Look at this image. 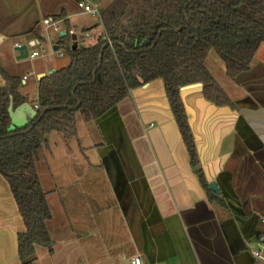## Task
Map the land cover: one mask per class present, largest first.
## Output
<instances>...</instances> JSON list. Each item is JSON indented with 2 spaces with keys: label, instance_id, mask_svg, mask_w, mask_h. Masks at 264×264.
<instances>
[{
  "label": "crops",
  "instance_id": "crops-1",
  "mask_svg": "<svg viewBox=\"0 0 264 264\" xmlns=\"http://www.w3.org/2000/svg\"><path fill=\"white\" fill-rule=\"evenodd\" d=\"M91 1L104 11L113 0ZM60 13L62 17L57 18L60 32L79 28L81 24L77 20L84 12L74 0H0V63L8 73L21 78L20 92L28 96V104L33 109L37 98L31 96L29 88L37 89L38 96V76L66 65L48 59L30 64V71L19 66L29 62L26 58L64 56L63 49L58 48L62 55L53 52L60 32L54 34L42 23L45 17ZM37 23L41 25L43 41L31 32ZM85 26L82 27L88 30ZM85 36L81 34V40ZM16 43L26 44L28 54L38 45L42 53L18 59ZM43 45L48 48L46 54ZM28 47L33 48L31 52ZM257 52L251 64L252 75L243 79L246 86L264 79V58H257ZM223 72L226 74L225 66ZM31 74L35 76L32 79ZM233 83L236 86H231L234 88L228 92L219 83L231 105H216L207 100L199 83L180 88L199 167L207 183L218 180L225 189L228 179L232 178L234 185L238 173L242 174L239 168L247 145L257 148L258 156L264 159V107L241 83L236 80ZM2 85L4 80L0 76ZM81 119L88 125L85 136L98 148L97 166L106 173L96 178L102 190L80 188L81 180L75 177L69 184H76V189L66 187L69 184L53 185V181L45 189L39 176L52 213L48 231L53 249L49 252L36 246L35 264H131L136 255L150 264H256L261 261L252 257L251 243L258 236H264V188L258 181L250 188L249 197L254 198L253 208L257 210L251 211L250 218H240L227 203L223 207L208 201L190 163L161 79L133 88L128 97L98 119L87 122L82 116ZM107 146L116 152L133 192L131 198L124 193L126 204L121 202L124 194L118 200L102 163L100 150ZM89 167L93 165L89 163ZM233 190L228 193L234 194ZM231 194L230 204L238 210ZM218 195L225 199L222 194ZM129 199H133L135 208H131ZM24 229L10 186L0 174V264H22L17 234ZM121 248L127 253L125 261L120 257ZM262 251L264 254V246Z\"/></svg>",
  "mask_w": 264,
  "mask_h": 264
},
{
  "label": "trees",
  "instance_id": "trees-1",
  "mask_svg": "<svg viewBox=\"0 0 264 264\" xmlns=\"http://www.w3.org/2000/svg\"><path fill=\"white\" fill-rule=\"evenodd\" d=\"M59 17L62 13L53 18ZM100 20L105 33L94 44L73 40L69 29L58 35L54 43L63 49L69 63L39 78L36 115L23 127L10 129L9 107L28 103L29 98L20 92L21 78L8 73L0 63L4 80L0 86V174L10 186L25 226L17 234L22 264H35L36 246L49 252L53 249L48 231L52 213L36 168L47 135L56 131L64 137L74 136L77 113L86 122L98 119L141 85L138 77L144 83L162 80L208 201L227 207L225 199L211 191L199 167L180 88L199 83L207 100L216 105L232 104L208 70L206 58L214 51L233 80L248 71L264 43V0H113ZM38 24L31 32L43 41ZM100 153L104 167L107 165L121 185L116 186L118 192L124 194L113 148L103 147ZM124 198L125 194L123 204ZM129 201L135 208L133 199Z\"/></svg>",
  "mask_w": 264,
  "mask_h": 264
},
{
  "label": "rangeland",
  "instance_id": "rangeland-1",
  "mask_svg": "<svg viewBox=\"0 0 264 264\" xmlns=\"http://www.w3.org/2000/svg\"><path fill=\"white\" fill-rule=\"evenodd\" d=\"M99 11L102 12L103 9L99 8ZM77 21L81 24H78L80 26L75 31V34L78 37V43H82L84 45L93 44L104 31L103 27H101L102 25L99 15L84 13ZM82 24L87 25L85 27L88 28V30H85V28L82 27ZM40 26L41 25L38 24V27ZM62 27H64V25ZM82 33H87V36H85L81 40L80 35ZM54 34L57 33L55 32ZM28 48L29 52H31V50L33 49L32 47ZM46 48V45H43L45 54L48 50V48ZM34 49L38 53H42L38 45ZM259 57L264 58V43L261 44L258 49L257 58ZM48 59H53L63 66L67 65L69 61L68 56L65 53L62 57L55 54L52 56V58L47 57V55L42 57L39 56L32 60L26 58V60H28L29 62L21 64L19 66V69L30 71V64L33 65L35 62ZM205 64L207 65L215 79L225 88L227 92L230 91L231 88H234L236 86L235 83H233V79H229V77L224 74L223 63L214 51H211L208 54ZM30 77L32 79L35 76L34 74H31ZM29 90L31 96L37 98V89L32 90V88H29ZM75 126L77 135L74 136L64 137L62 134L56 131H52L47 135V146L43 147V150L39 154V161H36L38 175L40 176L45 189H49L51 187L52 181L53 185L55 184L66 186L73 180L72 178L75 177L76 179L81 180V183L79 184V186L81 185L80 188L86 187V189L88 190L94 189L95 191L102 190V185L96 182V178H99L101 174L105 176L106 173L105 171H103V169H100V167L97 166L100 161L98 148H95L93 146L91 138L89 140L87 136H85L88 125L82 121L80 113L76 114ZM89 163L93 165L92 168L89 167ZM87 171L90 172L88 174H85V172ZM88 177L90 178L88 179ZM66 187L70 189H76V184L71 183ZM63 189L65 190L66 188ZM255 248H257L256 240L255 242L251 243V249ZM120 251V257L125 261L127 253L125 252V249L122 248L120 249ZM256 264L264 263H262V261H258Z\"/></svg>",
  "mask_w": 264,
  "mask_h": 264
},
{
  "label": "water",
  "instance_id": "water-1",
  "mask_svg": "<svg viewBox=\"0 0 264 264\" xmlns=\"http://www.w3.org/2000/svg\"><path fill=\"white\" fill-rule=\"evenodd\" d=\"M35 26V25H34ZM66 32L62 31L60 32V36L64 35ZM72 39H76V34L72 35ZM75 47V46H74ZM58 46H54V50H57ZM15 50L19 52L18 59H22L28 56V50L26 44H21L19 46H15ZM55 71V69H50L47 71V73H41L38 78H41L45 75H50ZM254 71V68H250L248 71L241 72L235 77V80L239 83H241L244 88L247 90V92L250 94V96L262 107H264V79L254 80L250 83V86L244 85L243 79L251 76ZM140 83H143V80L138 77ZM9 115L11 119V126L10 129H15L17 127H23L26 124L29 123L31 119L34 118L36 115V110L33 109V107L28 104L24 103L19 105L16 108L9 107ZM114 150V149H113ZM116 155V162H118V165L121 169L123 181H122V188L121 191L125 193H129L130 196H132L133 192L128 184V180L124 175L123 168L119 163V160L117 158V154L115 151H113ZM107 175L110 179V182L114 186V192L120 200V194L117 190L118 188H121V185H118V181L116 179H113L111 172L109 171V168L107 165L105 166ZM240 171H242V174L238 173L237 177L234 179V185L232 184V178L227 180L228 186L223 187L220 185L218 180H213L208 183L209 188L211 191H213L216 194H222L227 202L228 205H230L233 210L236 211V215L240 218L245 219V217L250 218L251 217V211L257 212L255 208H253V199L250 198V188L254 185V183H259L261 187L264 188V159L258 156V150L257 148H252L247 145V149L245 151V154L243 156V160L240 164ZM115 178V177H114ZM256 183V185H257ZM117 186V187H116ZM231 189H234V194H231L234 196L237 201V206H239L238 210L233 207L230 203V194L228 192H231ZM122 202V201H121Z\"/></svg>",
  "mask_w": 264,
  "mask_h": 264
},
{
  "label": "built area",
  "instance_id": "built-area-1",
  "mask_svg": "<svg viewBox=\"0 0 264 264\" xmlns=\"http://www.w3.org/2000/svg\"><path fill=\"white\" fill-rule=\"evenodd\" d=\"M74 1H75L77 7L79 8V10L81 12L90 13L92 15H99L100 16L99 8L91 0H74ZM42 23L46 27L52 29L57 34L60 32V26H59L60 20L55 19L52 16H47L43 19ZM68 33L73 35V34H75V31L73 29H69ZM82 34L87 35V33H82ZM19 45H21V44H18V43L15 44V46H19ZM53 52H57L60 55L63 54V52L59 49H57ZM38 54L39 53L37 51H33L28 55L31 58H33V57L38 56ZM26 78H27V76L24 75L23 79L25 80ZM35 107L37 108L38 104H36ZM256 246H257V248H255L251 251L252 257L255 260H261L262 262H264V254L262 253V250H261V248L264 246V236H258V239L256 241ZM130 262H131V264H150L149 262L144 260L140 255H136V256L132 257Z\"/></svg>",
  "mask_w": 264,
  "mask_h": 264
},
{
  "label": "flooded vegetation",
  "instance_id": "flooded-vegetation-1",
  "mask_svg": "<svg viewBox=\"0 0 264 264\" xmlns=\"http://www.w3.org/2000/svg\"><path fill=\"white\" fill-rule=\"evenodd\" d=\"M114 151V150H113ZM116 156V155H115ZM109 158H110V160H111V162L113 163V165H114V161L112 160V157H111V154H109V156H108ZM115 166V165H114Z\"/></svg>",
  "mask_w": 264,
  "mask_h": 264
}]
</instances>
